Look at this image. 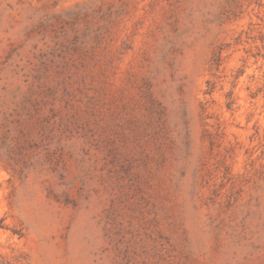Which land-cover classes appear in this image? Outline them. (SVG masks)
Instances as JSON below:
<instances>
[{"label": "rangeland", "instance_id": "rangeland-1", "mask_svg": "<svg viewBox=\"0 0 264 264\" xmlns=\"http://www.w3.org/2000/svg\"><path fill=\"white\" fill-rule=\"evenodd\" d=\"M0 264H264V0H0Z\"/></svg>", "mask_w": 264, "mask_h": 264}]
</instances>
